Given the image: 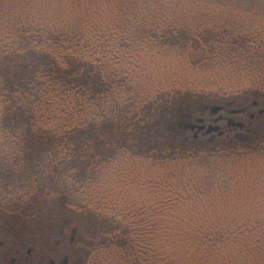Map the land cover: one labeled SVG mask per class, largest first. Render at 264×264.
<instances>
[{"label": "trees", "instance_id": "trees-1", "mask_svg": "<svg viewBox=\"0 0 264 264\" xmlns=\"http://www.w3.org/2000/svg\"><path fill=\"white\" fill-rule=\"evenodd\" d=\"M225 94L264 99V11L0 0V207L62 194L73 264H264V140L181 138Z\"/></svg>", "mask_w": 264, "mask_h": 264}, {"label": "rangeland", "instance_id": "rangeland-1", "mask_svg": "<svg viewBox=\"0 0 264 264\" xmlns=\"http://www.w3.org/2000/svg\"><path fill=\"white\" fill-rule=\"evenodd\" d=\"M212 1V0H211ZM220 1H228V0H220ZM234 3L237 4H241V5H245L249 8H253L255 10H261L264 11V0H230ZM263 95H257V98H254V95L251 94H243V95H217L214 99H211L210 101V106H215V105H224L227 108L225 109V111H221L218 114L220 115H230V109L231 108H235L237 109V106L239 104H243V102H245L247 99H249V101L247 102V107L248 108V112L246 114H239L236 115V119L238 121H241L242 123L245 124V130H240L237 129L236 131H226L227 126L225 122L220 123V126L223 128V130H225L227 133L225 135H219L217 134V132H213L211 134H207L206 136L201 134L198 141L199 142H207L208 139L210 138H215L216 142L220 143H225L228 145V143H234L236 142L237 138L236 136H240L241 138L239 139H243V140H249L251 141H263L264 140V114H261V119H251L250 115L251 114H255V116L258 117V114L260 111L264 110V99H261L260 97ZM260 99V100H259ZM213 101H215L216 103H214ZM213 102V104L211 103ZM253 102H259V106L257 108H254L253 106ZM232 104V106L230 105ZM208 104H204L201 105L198 109V114L197 117L194 118V120L191 121V125H200L201 123H199L197 121V119H203L205 120V118L207 119V123L209 122L208 119L210 117H213V115L211 114L210 110H205V106H207ZM228 105H230L231 107H228ZM203 108V109H202ZM240 108V107H239ZM205 117V118H204ZM206 128V127H205ZM247 129L251 130V133L247 132ZM213 134V135H212ZM215 135V137H214ZM181 138L184 140H192L194 138V132H192L190 129H188V131L186 133H184ZM214 141V140H213ZM225 145V146H227ZM241 143L240 145L236 144L234 146L235 150L236 148L241 149ZM228 147V146H227ZM227 147H221L219 148V150H224ZM233 147H230V149ZM215 149V148H214ZM228 150V149H227ZM40 200H39V205L37 207H35L36 210H39L38 214H36V216L34 215V217L32 218H26L24 217L25 215H23L21 212H17V214L15 215V213H10L8 212L9 210L0 207V241L3 242V246H0V264H2V257L9 254L10 256H15V250L16 248V244L18 242H23L24 244L27 245V247L32 244L37 245L35 243V241H33L32 243H29L26 239H28V235L32 232L31 229L33 230V232L36 234L37 232H42L43 229L45 228V221H44V211H45V206L47 204V198H49L48 200H50L51 198H55L57 199L58 202H63L62 208H66V212H65V216L69 217L70 219L73 220V222L71 223V225L67 226L64 229V236H66V241L70 238V236L72 235V231L75 229H77L78 225L82 226V221L79 218V213L78 211L76 212L75 210H77L75 207H73L70 203H68L67 199H64L65 197L61 194V195H57L55 193H51L50 196L47 195V191L45 194L40 195L39 196ZM43 201V202H42ZM42 202V203H41ZM59 205L57 204L55 206L56 212L60 209L61 211V207H58ZM51 211L47 212V240L49 239L51 244V249L52 251H55L57 248L56 242L59 239V237L55 236L56 231L60 230L62 227L61 224H63L62 222L56 221L55 218H53V216H51ZM49 216V217H48ZM81 217V216H80ZM86 224V223H84ZM89 224V223H88ZM60 226V227H59ZM88 226V225H87ZM90 229L89 230H83V233H81L82 235H85L84 237V241L87 244V238L90 237L92 242L93 240V228H91V226H88ZM31 231V232H30ZM78 231L76 230V237H78ZM86 232V233H85ZM17 234L19 236H17V238H14V235ZM80 234V233H79ZM93 234V235H92ZM26 237V238H24ZM81 235V236H82ZM88 235V236H86ZM81 236L80 237V241L82 240ZM10 242V244L8 243ZM79 245H82L81 243H78V245L76 246V248H78ZM27 250V248H26ZM26 250H25V254H26ZM59 250L61 251L62 248H59ZM59 259V258H58ZM77 259V258H76ZM74 263V262H73Z\"/></svg>", "mask_w": 264, "mask_h": 264}, {"label": "flooded vegetation", "instance_id": "flooded-vegetation-1", "mask_svg": "<svg viewBox=\"0 0 264 264\" xmlns=\"http://www.w3.org/2000/svg\"><path fill=\"white\" fill-rule=\"evenodd\" d=\"M249 101V99H247L245 102H243V104H239L237 106V109L235 108H231L230 111V115H220V114H216L213 115V117H210L208 119V123H207V119L205 118V120H203V123H201L200 125L205 126L206 128L210 125L213 126H219L220 130L217 132L218 136L219 133H222V135H225L228 131H236L237 129L235 128H226L227 132L225 130H223V128L220 126V123L225 122L226 126L229 123V121H231L232 123L234 122H241L238 121L236 119V115L239 114H246L248 112V108L247 102ZM232 106V104H230ZM230 105H228V107H231ZM223 107V109L221 110L222 112L225 111V109L227 108L224 105H221ZM246 106V107H245ZM253 106L254 108H257L259 106V102H253ZM212 106H208L205 108V110H210ZM240 107V108H239ZM235 110H242L239 113H233V111ZM220 111V112H221ZM221 112V113H222ZM251 119H261V111L258 114V117L255 116V114H251L250 115ZM199 119H197L198 121ZM190 130L192 132H194V138L195 139H199L200 135H207L206 134V129L202 130V131H198L197 128H195L194 130H192L190 128ZM241 130V129H240ZM242 130H245V126ZM248 133H251L250 129H247ZM215 134V133H213ZM212 134V135H213ZM215 137V135H214ZM236 138H241L240 136H236ZM211 140H215V138H210L208 139V141ZM44 221H45V228L43 229L42 232H37L36 234L33 232V230L31 229V233L28 235V239H26L29 243H32L33 241H35V243L37 245H30L27 247L26 244H24L23 242H18L16 244V250H15V256H10L9 254L5 255L2 257V264H73V262L75 261V257L77 255V248H76V230L74 229L72 231V235L70 236V238L66 241V236H64V233L61 232L59 239L56 242L57 248L55 251H52L51 249V244L49 242V239L47 240V204L45 206V211H44ZM17 234L14 235V238H17ZM23 236V235H22ZM24 237V236H23ZM26 238V237H24ZM10 244V242H8ZM0 246H3V242L0 241ZM27 248V250H26ZM59 248H62V250L60 251ZM26 250V254L24 253ZM59 258V259H58Z\"/></svg>", "mask_w": 264, "mask_h": 264}, {"label": "water", "instance_id": "water-1", "mask_svg": "<svg viewBox=\"0 0 264 264\" xmlns=\"http://www.w3.org/2000/svg\"><path fill=\"white\" fill-rule=\"evenodd\" d=\"M222 109H223V107L221 105H215V106L211 107L210 112H211L212 115H216ZM240 111H242V110H235V111H233V113H239ZM261 114H264V110L261 111ZM198 122L199 123H203V119H199ZM244 126H245V124L242 123V122H234V123H232L231 121H229V123L227 124L228 128H235V129H241V130L244 128ZM190 128L192 130L197 128L198 131H202V130L206 129V133L207 134H211L213 132H218L220 130L219 126H213V125H210L207 128H205V126H203V125H190ZM219 135L221 136L222 133H219Z\"/></svg>", "mask_w": 264, "mask_h": 264}]
</instances>
